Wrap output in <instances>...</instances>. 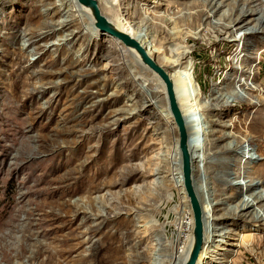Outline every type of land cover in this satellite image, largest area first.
<instances>
[{"label": "rangeland", "instance_id": "374dc122", "mask_svg": "<svg viewBox=\"0 0 264 264\" xmlns=\"http://www.w3.org/2000/svg\"><path fill=\"white\" fill-rule=\"evenodd\" d=\"M145 1L124 0L122 17H134L136 11L144 13L148 5L150 12L157 10L159 15L180 12L185 14L184 23L201 26L199 36L185 43L164 34L159 36V43L146 42L144 46L169 72L182 75L187 88L184 91L196 88L197 95L193 98L180 96L179 106L183 108L186 103L201 106L209 102L211 92L218 91L225 78H235L229 88H238L245 80L251 84L240 71V67L248 69L247 64L251 63V72L252 69L259 72L255 85L264 88V55L262 51L256 52L264 48V35L234 42L241 36L236 35L235 29H214L217 19L227 9L225 6L233 4L232 0H219L218 4L223 3L224 7L215 14L208 13L209 19L203 10V0ZM28 2L0 0V226H3L0 248L10 254L11 264H169L170 256L183 244L189 230L184 225L183 201L176 195L175 188L169 186L167 190L164 184L178 181L176 172L170 171V164L164 162L172 152L173 139L178 140V131L168 133L167 124L159 116L160 110L139 108L144 94L138 91V83L130 80L115 44L105 41V35L95 40L74 38L63 47H60V34L49 40H38L30 35L21 37L34 16ZM156 2L163 5L156 6ZM50 3L46 0L41 8L48 14L42 22L58 20ZM240 6L238 3V8ZM65 12H68L67 7ZM224 16L228 19L230 13ZM233 16L236 19L234 12ZM31 40L37 41L28 49L19 47L20 43L28 44ZM183 47L189 51L185 64L182 60L178 67L171 68L172 61L178 58L171 56ZM259 54L263 55L262 59H258ZM237 60L242 61L241 65L236 64ZM152 78L160 83L154 75ZM177 90L182 95L180 84ZM107 99L109 101L105 102ZM157 100L167 109L164 89ZM200 108L194 119L203 120L201 124L205 127L211 124L210 120L230 125V121H237L238 113L245 115L244 120L240 117L238 123L232 125L234 130L217 124L212 128L232 131L240 139L244 135L239 130L247 128L252 136L237 154H217L231 144L229 140L216 142L217 134L202 136L201 142L194 146L191 143L194 160L208 154L206 162L216 163L208 174L205 168L203 171L204 161L195 163L201 170L194 173L196 185L204 183L211 187L213 175L209 174L221 170L222 162L230 169L241 165L238 179L242 181L248 172V161L252 162L243 157L248 153L252 156L255 146L260 150V161L256 165L264 164V106L252 109L238 103L230 110H220L216 117ZM256 110L261 111L255 113ZM183 116L189 124L188 116L184 113ZM190 117L193 119V113ZM193 133L195 127L187 129L189 138ZM136 161L162 167L163 173L152 179L159 183L158 189L131 190L138 177L131 174V166ZM223 178L227 187L229 177ZM230 191L218 194L227 196ZM196 193L199 198V188ZM203 195L206 198L205 190ZM79 208L86 209L87 220L82 219V213L74 217ZM137 209H145L141 219L156 220L157 228L145 232L144 227H139L141 220L131 215L132 210ZM215 209L218 211L210 215L204 211L203 221L222 227L224 221L211 220L222 214L224 206ZM28 224L32 227L23 232ZM242 232H235L224 242L232 244L238 240L239 244L241 237L237 235ZM245 240L241 249L220 243L227 251H218L215 255L210 252L212 257H204L197 264H219L214 261L220 259L214 258L221 256L226 257V264H261L264 232ZM37 244L48 248V253H41L32 261L31 252ZM214 245H204L202 251L214 250ZM21 246H25L27 252L21 251L18 258H14L13 251L19 252ZM0 264H5L1 252Z\"/></svg>", "mask_w": 264, "mask_h": 264}, {"label": "bare ground", "instance_id": "6f19581e", "mask_svg": "<svg viewBox=\"0 0 264 264\" xmlns=\"http://www.w3.org/2000/svg\"><path fill=\"white\" fill-rule=\"evenodd\" d=\"M46 0H29V6L31 9H33V18H32V24H27L26 29H24V32L22 33L21 37H25L26 35H30L32 37L38 38V40H49L55 38L57 35H61V38L59 39L61 43L60 47H63L68 41L72 39H81V38H92L97 39L100 35H105V41H110L116 46V50L119 54L120 60L122 61V66L128 70L130 80H132L134 83H138L139 90L143 95L141 100L139 101V108L144 107H153L156 109V111L160 110L161 114L159 116L161 117V120L167 124V130L168 133H175L176 126L174 124L172 115L170 114V111L167 107L160 105V101L157 100V95L163 94V89L166 96V91L164 84L162 80L159 78V76L154 73L151 69H149L145 64H143L140 60L139 55L136 53V51L132 48H128L124 46L121 42L118 40L112 38L111 36H108L106 34H103L101 31H99L94 26V20L91 16L90 10L88 7H85L83 5H80L77 0H50L51 3L49 4L51 8L55 9L54 17L58 18L56 22L48 23L47 21L42 22V19H46L48 16L47 12H43L41 10L42 7H44ZM98 6V9L103 17L106 18V20L117 30L127 34L131 38H133L139 46L145 51L146 55L152 59V61L160 67L168 76L170 81L173 84V89L175 93L176 102L178 105V108L180 110V113L182 115V118L184 119L183 113L188 116L189 124L185 121V128H186V134L187 129L191 127H195V133L190 138L188 137V151L190 153L191 157V172H192V182L194 191L196 193V190L198 192L199 188V198L198 194L196 193V196L199 200L200 206H201V212L204 214V211L210 215L211 213H214L215 211H218L215 209L217 206H224V209L222 210V214L218 216L217 218H213L211 221L221 222L224 221L222 227H215L214 224L204 223L203 221V215H202V221H203V244H214V250H209L206 252V250L201 248V252L199 255V258L196 262L200 259H203L206 257L207 259L212 257L210 252L212 254L218 253V251H227V249H224L219 246L221 243L226 246H231L234 248L241 249L245 243V239L254 238L260 235L261 232H264V187L262 189V186H264V164L257 166L256 163L260 161L259 158V146H255V148L252 147V156L248 153L243 158H247V160H252V162L248 161V172L245 176V179L243 178L242 181H240L238 178L240 177L239 171L241 168V165H236L234 169H230L228 164L225 162H222L223 168L221 170H217L216 172L210 173L212 184L205 185L204 183L201 185L195 183L194 181V173H200V168L196 167V162H202L204 161L203 171L204 168L206 169V173L208 174V171L216 166V163H209L206 162V159L208 158L207 155H203L201 159L194 160L195 155L194 151H192L191 143L193 146L199 142H201L200 138L202 136H214L217 134V137L215 136V141H222V140H229L231 141V144L227 147H225L223 150L217 152V154H237L239 153L243 147L249 143V140L252 135H250V131L245 128L244 130L240 129L241 133L244 135V138L240 139L236 133H232V131H217L212 128V125H218L221 128L234 130L232 125H235L238 123V120L240 117L244 120L245 115H242L237 118V121H230V125H223L219 124L216 120H210L211 124L205 127V125L201 124L203 123V120L201 119H194L195 112H200L201 108L205 111H210L211 117H216L218 112L221 113L220 110L226 109L227 110L234 108L238 103L249 105L252 109H259V107L264 106V88L261 85H255L257 81V76L259 75L258 69H252L251 67L253 64H247L248 69L245 67H240L241 75L243 78L247 75V81L250 80L251 84L249 83H240L238 88L234 86L233 88H229L232 83L235 82V78L231 77L229 79L223 80V85L219 87L218 91L211 92L210 101L205 103L204 105H190L189 103H186V105L182 108L178 104V99L180 96L182 98H193L197 95V91L195 87L189 89V91H184L187 88L184 87L183 78L181 74L169 72L163 64H160L154 57H152L149 53L150 51L146 50L145 43L150 44H157L159 36H163L164 34L172 35L174 36V39L180 40L182 43H185L187 39L192 38L196 39L200 32L201 26H193L189 23H184L183 20H186L185 17H183L185 14H182L180 12L176 13H167L166 15H159L157 10H153L150 12V9L148 8V5H146V8L144 9V13H137L136 8L133 7V10L135 12L134 17H128L123 18L121 15L122 12V6L124 4V0H94ZM149 0H146L148 2ZM204 6L203 10L205 15L208 13H217L219 9L223 8V3H219V0H203ZM154 3V2H153ZM233 3L231 6H225L227 9L224 11V13L220 16L219 19H217V24H214V29H223L224 31H230L235 29L236 35H241L238 39L235 38L233 41H244L248 40L250 38L258 39L260 36L264 35V0H232ZM238 3H241V6L238 8ZM162 3H157L156 6H162ZM68 8V12H65V8ZM70 12V13H69ZM202 12V11H201ZM228 12L230 13V17L228 19H225L224 14ZM234 12L236 19L232 16V13ZM198 13V12H197ZM248 17H251L249 21H246ZM193 19V18H192ZM209 19V18H208ZM227 20V21H225ZM187 21V20H186ZM156 22V23H154ZM154 25V26H152ZM172 26V28L169 27ZM232 26V27H231ZM73 27H75L76 31H73ZM153 27V29H152ZM166 28L168 30H166ZM153 33V35L151 34ZM232 34V33H231ZM229 34V35H231ZM69 37L68 39H65ZM170 38V37H168ZM35 41H29L28 44L20 43L19 47L28 49L30 45L36 43ZM183 49V50H181ZM262 51L264 55V48L261 50H257L256 52L259 53ZM189 51L183 48L177 49L173 55V57H178L177 59L172 61L171 68L178 67L182 62H184L188 57ZM259 54L258 59H262L263 55ZM237 56V55H235ZM250 59V58H249ZM257 58H255L256 60ZM239 61L237 60L236 64ZM83 63V62H81ZM240 65L242 61L239 62ZM244 63V62H243ZM107 68V67H106ZM109 70H114L113 68H109ZM238 68H235V71H237ZM252 73V75H251ZM155 76L157 80L160 82H156L152 76ZM180 84L182 90V95H180V92H178L177 87ZM225 84V85H224ZM113 98V97H112ZM133 100V99H132ZM186 99H184L185 101ZM109 101L108 99L105 101ZM131 101V100H129ZM195 107V108H194ZM194 108V109H193ZM168 110V111H167ZM134 111V110H133ZM183 111V112H182ZM261 110H256V112H259ZM193 113V119L190 117V115ZM163 114V115H162ZM262 116V114H261ZM264 120V118H262ZM233 122V123H232ZM242 124V121L240 122ZM196 125L197 128H196ZM232 128V129H231ZM214 141V142H215ZM235 142V145H232V143ZM245 148V147H244ZM170 155L167 156L166 162L167 164H170V171L176 172L177 182H170L171 184H168L167 182H164L165 188L168 190L169 186H172V188L177 190L176 195L180 197V199L183 201L184 204V221L187 225L186 229L188 230V234L185 235L183 239V244L178 247H176L175 251L170 256V263L169 264H183L185 260L187 259V256L189 254V251L192 246V230H193V216L190 209L189 201L186 196V193L183 189V183L181 178V159H180V153L178 150V140L173 139L172 141V152L170 151ZM159 156L158 154L156 155ZM163 157H166V155H163ZM262 160V158H261ZM163 161V160H161ZM207 163L209 165H207ZM207 165V166H206ZM221 166V165H219ZM233 172V173H231ZM162 167L159 164H151L150 162H142V161H136V163H133L131 166V174H136L138 177L134 180L132 185V191H142L144 189H158L159 183L154 179L155 176H158L162 174ZM175 175V174H174ZM170 176V174L168 175ZM224 177H229L230 180L229 185L226 187V183L224 180ZM232 177V178H231ZM152 180V181H151ZM227 183V184H228ZM196 188V190H195ZM227 189H230V195H219L218 192L224 193ZM245 189V190H244ZM163 190V189H162ZM171 190V189H170ZM205 190L206 198L203 195V191ZM217 190V191H216ZM244 191V194H243ZM168 194V193H166ZM167 196V195H166ZM172 197V194H169V199ZM177 197V198H178ZM221 197V198H219ZM172 199V198H171ZM74 206L77 207V204L74 203ZM147 207V206H146ZM91 209V208H90ZM77 210V211H76ZM74 212V217L77 218L79 213L83 214L82 219L87 220V211H85V208H79L76 209ZM145 209H137L132 210L131 215H135L138 217L142 223V226L144 227L145 232H149V229L157 228L156 226V220H145L141 219V213L144 212ZM143 211V212H142ZM146 212V211H145ZM92 212H90L91 214ZM92 215V214H91ZM102 217V216H101ZM145 217V216H144ZM146 218V217H145ZM153 218V217H152ZM155 219V218H154ZM153 222V223H152ZM152 223V224H150ZM150 224V225H148ZM246 225L251 226V228H248ZM32 227L29 224L26 225L23 232H28L29 228ZM3 228V226H0V230ZM249 229V230H248ZM243 230L242 233L236 240L235 243L229 244L224 242L226 239H230V237L237 231ZM143 231V232H144ZM140 232V231H139ZM137 231L136 234H139ZM27 237L26 239H28ZM183 238V237H182ZM21 251H26L27 249L25 246H21L19 252H14L15 257L18 258L19 253ZM1 252V260L4 261L5 264H11L9 256L10 254L4 253V251L0 248ZM41 253H48V248H45L42 244H37L34 247V251L31 252L30 259L34 261L37 256H39ZM229 253V252H227ZM222 255V254H221ZM51 255H49V258ZM140 260L141 258L138 257ZM214 259H220V261H214V263L219 264H226V257H218ZM264 264V259L262 260V263Z\"/></svg>", "mask_w": 264, "mask_h": 264}, {"label": "water", "instance_id": "95a60500", "mask_svg": "<svg viewBox=\"0 0 264 264\" xmlns=\"http://www.w3.org/2000/svg\"><path fill=\"white\" fill-rule=\"evenodd\" d=\"M77 2L80 5L89 8L91 16L94 20L95 28H97L103 34H106L118 40L124 46L134 49L139 55L141 62L145 64L149 69H151L154 73H156L164 84L168 109L170 111V114L172 115L174 124L178 131V150L181 159V178L183 183V189L189 201L194 223L192 230V246L187 256V259L183 264H196L203 244L202 212L192 182L191 157L188 151V137L186 134L185 122L182 118V115L176 102L173 84L166 75V73L160 67H158L152 61V59H150L146 55L145 51L133 38L114 28L106 20V18L101 15L98 6L94 0H77Z\"/></svg>", "mask_w": 264, "mask_h": 264}]
</instances>
